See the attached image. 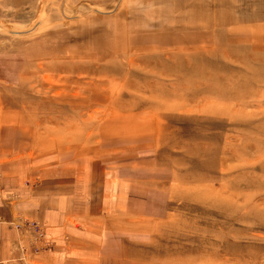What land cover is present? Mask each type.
I'll use <instances>...</instances> for the list:
<instances>
[{
	"label": "rangeland",
	"instance_id": "374dc122",
	"mask_svg": "<svg viewBox=\"0 0 264 264\" xmlns=\"http://www.w3.org/2000/svg\"><path fill=\"white\" fill-rule=\"evenodd\" d=\"M36 158L121 183L80 264H264V0H0V176Z\"/></svg>",
	"mask_w": 264,
	"mask_h": 264
},
{
	"label": "crops",
	"instance_id": "0c3cea01",
	"mask_svg": "<svg viewBox=\"0 0 264 264\" xmlns=\"http://www.w3.org/2000/svg\"><path fill=\"white\" fill-rule=\"evenodd\" d=\"M47 160L23 162L0 176V264H80L93 253L87 244L94 238L92 215L108 208L112 184L121 183L100 160L64 168ZM18 215L40 221L53 249L34 253L13 224Z\"/></svg>",
	"mask_w": 264,
	"mask_h": 264
},
{
	"label": "built area",
	"instance_id": "2783aa9c",
	"mask_svg": "<svg viewBox=\"0 0 264 264\" xmlns=\"http://www.w3.org/2000/svg\"><path fill=\"white\" fill-rule=\"evenodd\" d=\"M15 226L28 238L34 253L52 248L53 241L46 236L45 227L39 221L17 216Z\"/></svg>",
	"mask_w": 264,
	"mask_h": 264
}]
</instances>
